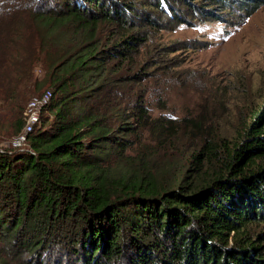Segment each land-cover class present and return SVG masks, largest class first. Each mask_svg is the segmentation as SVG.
I'll return each mask as SVG.
<instances>
[{"label": "trees", "instance_id": "obj_1", "mask_svg": "<svg viewBox=\"0 0 264 264\" xmlns=\"http://www.w3.org/2000/svg\"><path fill=\"white\" fill-rule=\"evenodd\" d=\"M123 10L0 0V79L25 87L38 65L54 117L28 135L29 151H0V264H264V106L240 144L204 107L177 131L151 115L120 75L140 37L100 42L103 23L132 30L114 20Z\"/></svg>", "mask_w": 264, "mask_h": 264}, {"label": "rangeland", "instance_id": "obj_2", "mask_svg": "<svg viewBox=\"0 0 264 264\" xmlns=\"http://www.w3.org/2000/svg\"><path fill=\"white\" fill-rule=\"evenodd\" d=\"M103 1L118 9L128 5L129 11L123 10V15L114 20L125 21L132 30L103 23L99 26L101 44L106 38L118 41L126 35L141 39L137 44L134 41L130 66L120 72L123 77H133L127 84L130 95L142 96L149 113L172 121L175 131L182 128L179 121L194 118L204 107L207 118L217 127L216 134L240 144L250 122V110L264 106V0H238L248 4L244 6L246 11L236 4L220 10L213 0ZM31 75L25 87L9 77L0 79V151H12L10 141L17 127L21 128L30 99L44 91L52 93L38 65ZM33 87L36 91L31 93ZM38 116L46 123L36 125L33 133L54 120L53 113L44 107ZM13 151H29L28 144ZM261 230L251 227L248 238H256ZM229 247L228 242L226 249ZM0 255H5L1 249Z\"/></svg>", "mask_w": 264, "mask_h": 264}, {"label": "built area", "instance_id": "obj_3", "mask_svg": "<svg viewBox=\"0 0 264 264\" xmlns=\"http://www.w3.org/2000/svg\"><path fill=\"white\" fill-rule=\"evenodd\" d=\"M50 96L49 91H44L39 97L31 98L27 103L26 109L23 112V124L10 141L11 150H20L26 144L28 135L39 123L38 112L47 105Z\"/></svg>", "mask_w": 264, "mask_h": 264}]
</instances>
